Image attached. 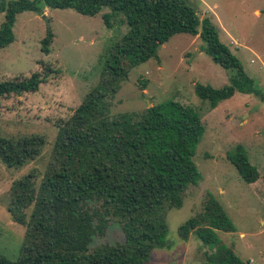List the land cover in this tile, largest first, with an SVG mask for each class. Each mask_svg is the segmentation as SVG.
<instances>
[{
	"label": "trees",
	"instance_id": "trees-1",
	"mask_svg": "<svg viewBox=\"0 0 264 264\" xmlns=\"http://www.w3.org/2000/svg\"><path fill=\"white\" fill-rule=\"evenodd\" d=\"M43 7L72 9L89 17L106 8L110 13L102 16L105 26L112 30L113 18L120 16L127 32L112 46L98 85L57 126L40 182L29 173L12 183L7 212L25 228V235L17 260L0 256V264H146L154 249L167 245V212L179 209L188 186L201 179L193 156L203 125L191 109L174 101L148 107L140 114L112 117L108 99L118 92L131 69L155 58L157 47L177 34L198 36L214 63L235 70L230 85L221 89L195 85L201 99L215 105L234 90L243 92L252 82L220 42L210 20H200L183 0H0L4 15L0 49L13 42L18 14L41 13ZM51 42L48 31L41 42L42 53L49 54ZM43 71L0 80V99L37 92L54 73L48 66ZM145 88L143 82L141 90ZM43 146L40 136L0 137V161L20 169L37 159ZM228 159L243 181L256 182L257 170L239 150ZM208 199L202 214L178 228L182 239L187 240L190 229L196 227V235L205 243L216 242L215 230L233 232L222 207L211 196ZM91 202L98 207L91 209ZM109 220L121 223L124 242L89 250L92 237L103 235ZM209 262L244 264L222 246H217Z\"/></svg>",
	"mask_w": 264,
	"mask_h": 264
},
{
	"label": "rangeland",
	"instance_id": "rangeland-1",
	"mask_svg": "<svg viewBox=\"0 0 264 264\" xmlns=\"http://www.w3.org/2000/svg\"><path fill=\"white\" fill-rule=\"evenodd\" d=\"M183 1L200 20H210L252 85L243 92L234 90L215 105L201 99L195 85L221 89L230 85L235 70L214 63L198 36L177 34L156 51L155 58L131 69L118 92L108 99L112 117L140 114L148 107L174 101L191 109L203 125L193 156L201 179L188 186L179 209L167 212V245L154 249L146 264H211L209 257L217 246L230 249L244 264H264V0ZM106 13L110 10L103 8L89 17L49 7L41 13H20L12 27L13 42L0 49V80L26 78L44 72V66L54 71L37 92L0 99V137L40 136L44 140L41 155L20 169L0 161V256L10 261L17 260L25 235V228L7 212L11 185L29 173L40 182L57 126L98 85L112 46L127 32L120 16L113 18V28L108 29L102 19ZM3 19L0 13V25ZM48 31L52 42L46 55L41 42ZM237 150L257 170L256 182L243 181L228 159ZM210 196L224 210L233 232L215 230L216 242L205 243L196 235V227L190 229L187 240L182 239L178 228L202 214ZM89 206L93 209L98 204ZM123 242L121 223L109 220L105 233L92 237L89 250Z\"/></svg>",
	"mask_w": 264,
	"mask_h": 264
},
{
	"label": "water",
	"instance_id": "water-1",
	"mask_svg": "<svg viewBox=\"0 0 264 264\" xmlns=\"http://www.w3.org/2000/svg\"><path fill=\"white\" fill-rule=\"evenodd\" d=\"M43 19H45V18H43ZM160 47H161V45H159V46L157 47L156 51H157Z\"/></svg>",
	"mask_w": 264,
	"mask_h": 264
}]
</instances>
